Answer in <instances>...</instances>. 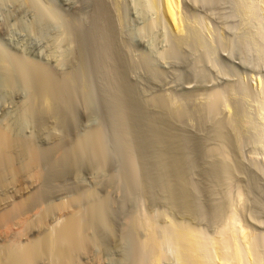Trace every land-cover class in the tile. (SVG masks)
I'll use <instances>...</instances> for the list:
<instances>
[{"label": "rangeland", "instance_id": "1", "mask_svg": "<svg viewBox=\"0 0 264 264\" xmlns=\"http://www.w3.org/2000/svg\"><path fill=\"white\" fill-rule=\"evenodd\" d=\"M99 2L100 4L102 2L101 5H105L104 7L107 9L104 24L98 18ZM157 2L154 0H0V127L2 128L10 123V127L15 128L11 132L15 138L21 137V139H25L26 141L31 140L29 143L33 141L31 144L36 145L40 150L46 153L51 152V154L48 153L44 158L45 165H42V170L49 177V179L46 177L44 182L48 180L49 182L46 183H50L48 185L43 184L49 187H47L48 192H46V187H42L44 191L46 190L45 194L48 196L45 197L46 201H56V203H59L63 199L66 201L70 200L74 195L78 196V193H82V191L86 192L88 190V193L91 190H95L93 193H97L96 198H101L96 201L102 200L103 202L107 199L105 200V205L107 201L110 202L106 209V215L109 213L106 220L107 222L109 221L110 228H107L108 225H106V230H104L103 226L97 227L99 230L96 228L99 238L97 240L100 243L103 240L99 245H102L103 247L101 246V248L104 249L101 251L99 245L97 248H99L101 253L103 252L102 259L106 260V262L115 264L113 262L123 257L122 252L130 245L128 243L132 240L130 239L131 235L137 237L134 239H143L145 237V230H140L136 234L130 232L131 235L129 236L128 234L129 240L123 239L126 241L127 247L121 243L120 240L124 237L123 235L129 233L124 230H128V220L132 216L142 219L147 214L146 216L149 215L156 225L158 224V227L167 225L171 220L189 223L193 227H197V229L204 230V233L207 232L208 235H214L223 225L227 215L229 216L231 213L241 215V218L239 217L242 219L241 222L243 221L242 223L249 228L250 232L253 231L251 232L252 234L255 235L256 233L255 238L256 240L258 239V244L261 245L259 246V250H261L263 262L264 1L181 0L180 16L182 21L184 20L183 23H187L186 25L183 24L184 29L187 27L185 34L187 32L188 35L184 34L187 38H184L179 33L177 34L178 31L167 23L164 13L162 14V8L159 6L160 1L158 2L159 4ZM47 6L50 7L48 8ZM42 9L47 10L44 13L52 14L54 12L56 15L54 16L57 18L56 21L59 20V24L56 21L53 24V21L49 19L47 23L46 15L44 17L46 18V22L42 19L43 17L40 18ZM67 20L69 21L67 22ZM94 22H97L96 25ZM100 26L104 30L106 29L105 33L109 37L106 34L105 36L103 35L104 37L99 36L104 34ZM99 29L100 31H98ZM43 32H45L44 36ZM68 32H70L69 35ZM98 36L103 38L99 41ZM180 36L181 39L179 38ZM50 37H52L51 40ZM104 38L108 39L105 40ZM105 41L108 42L106 43ZM112 41V47L114 46V48L111 51L113 52L110 53L112 55H109V59H107L104 50L107 44ZM197 44L200 45L198 46ZM100 46L104 48L102 47V49ZM97 52L99 54L102 52L101 54L105 56L106 60H103L102 56L98 57L99 54ZM2 55L8 60L10 59V69L13 68L15 70L14 72L13 70L11 71L13 76H9L8 72H6L8 69L3 65L5 64V58ZM62 55L63 57H61ZM59 58L63 59L59 61ZM19 60L23 64L27 62V66L32 63L30 67L42 70L49 69L47 72L52 71L51 73L49 72L50 75H54L55 78L59 77V80L62 75L64 76V74L69 73V70H71L70 75L66 74V76L72 79L75 78L72 77L74 76L71 74L72 71L76 72H72L76 75L82 74L81 76L78 75V79H74L75 82L77 81L74 84L77 85L79 84L78 81H81L80 87L78 86V89L75 91L77 93L75 94L72 91L75 94V99H78H74L75 103H72L75 109H72V106H67L72 109H69L70 111L76 113L74 114L69 111V114L72 116H70L71 118L62 115L69 120L67 119L64 123H62L63 121H59L61 112L63 114V111L68 109H65V106H59V111H56L60 112L61 109L58 120L54 117V114V119H48L52 114H48V117L46 113L40 115L35 110L31 111L33 114L37 112L35 117L32 113H27L28 111L25 108L28 109L29 104L33 103L31 102V92L28 91V83L30 84L31 80L27 73H22L19 67L21 66ZM36 62L37 65H35ZM24 66L26 67V65ZM3 69L6 71H2ZM110 71L114 74L120 72L119 74L123 75L122 78L126 80V84L130 88L132 87L131 89L135 93L133 96L136 98L133 97L135 100H131V105L129 102L127 113L130 114V117H132L131 113L133 112L137 111L139 113L133 119L130 118V131L129 128L127 129L123 126L124 129L122 127L123 124L121 125L117 117L118 115H115V113L117 114V110L114 105V93L112 90L115 89L116 84L114 81H110L111 78L108 75ZM16 72L17 74H14ZM23 74L27 75L25 76L26 78L21 77L24 76ZM260 79L261 81H259ZM83 86L87 89L85 90ZM72 88L74 87L72 86ZM215 93H219L222 99L219 101L220 103H217L212 108L208 103L211 102L212 96ZM76 95H79V97H76ZM167 98L174 104L178 102L176 105H185L183 107H186L191 113L192 111L197 113L194 116H192L194 114L192 113L190 117L186 116V118H182L181 120H171L172 124L167 123L169 125L161 123L160 119H166V115L162 114L163 110L154 105L153 101ZM135 102L137 103L136 105ZM205 104L207 105L205 106ZM138 105H140L139 108ZM141 105H144V107ZM130 108L134 109L131 113ZM140 108H143V111L142 109L138 110ZM30 110H33V108ZM25 111L27 114L24 113ZM67 112L65 113L68 115ZM143 112L144 116H142ZM9 113H12V115ZM28 114L32 115L28 116ZM22 115L24 118L21 117ZM8 116H11L10 120ZM39 116L40 119L38 118ZM56 116L58 117V115ZM159 116L160 118L158 119L157 117ZM20 118H27L28 120H23L24 123H22L23 121ZM117 118L118 120H115ZM154 119L158 120L155 121ZM19 121H22L21 124ZM60 125L61 127H59ZM157 125L165 127V130L173 128V133L179 134V139L181 137L184 139H181L182 141L180 140V143L175 145V151L178 155L186 158L184 176L187 185L190 187L191 199L195 207L191 215L183 214L175 205L171 204L164 188L166 177H164L165 175L161 171V158L159 157L163 149L161 148V142L158 141L159 138L155 137L154 139L153 135V128H156ZM99 127L104 131V140L107 141H104L106 149L110 150H107L109 159H107L108 164L106 166H108L103 168V172L101 171L100 175L96 176L97 172L93 168L91 170V167H89L91 165L88 166L90 164L88 161L85 162V160L83 162L79 158L81 161L76 162L77 159L74 154H70L72 156L68 158L71 159L69 162L68 160H65V162L63 160L64 165L61 164L60 155H64L67 151L69 153V150L73 149V144L74 142L76 143L78 138ZM54 128L56 129L54 130ZM61 129L63 132L60 131ZM126 129L129 133L125 132ZM15 132L17 133L15 134ZM129 134L130 136H128ZM52 135H54L53 138H51ZM57 137L63 141L61 142ZM128 137H131V140ZM123 138L127 139L128 142ZM54 140L58 142H54ZM123 141L124 143H122ZM125 142H132L131 146L138 163L136 164L137 167L139 166L136 171L138 175L131 171L128 164V153L124 149L128 145L126 144L125 146ZM55 143H59L57 144L59 146H54L53 144ZM51 144L54 146L53 148ZM66 147L67 150L65 151ZM55 148L58 150V153ZM118 148H123L124 153L121 149L119 151ZM125 155H127V160ZM52 157H54V161H59L55 162L57 165L60 163L64 167L58 166V174L61 173L53 175L56 180L51 175L54 169L50 168L52 166H48L51 164ZM223 167L228 168V170L226 168L223 169ZM137 178L139 179L137 180ZM87 193L82 194L87 195ZM82 194L81 196H83ZM87 197L83 200L89 202L90 198L89 196ZM91 197L96 199L95 196ZM108 209H110L109 212H107ZM220 211L225 212L221 213ZM220 214L225 215L221 217ZM220 219L222 220L220 221ZM93 231L95 232V230ZM88 233L91 234L92 232L89 231ZM112 234L113 236H111ZM120 246L122 249L124 246L123 251L120 249ZM97 248L87 249V252H84L86 250L80 252L81 255L78 254L77 259L78 263L96 264V261L93 260H96L97 255L101 254L100 251L98 253ZM88 252L91 253L89 254ZM167 252L169 253H167L166 264H177L174 249L168 247ZM106 254L112 255L110 258L107 255L109 260L106 258ZM47 260L50 261L49 259ZM45 263L46 259L39 264ZM116 263L119 264L118 261Z\"/></svg>", "mask_w": 264, "mask_h": 264}, {"label": "bare ground", "instance_id": "2", "mask_svg": "<svg viewBox=\"0 0 264 264\" xmlns=\"http://www.w3.org/2000/svg\"><path fill=\"white\" fill-rule=\"evenodd\" d=\"M28 1H30V0H28ZM154 1L155 2L160 1V4L158 2H157V4H159V6H161L160 8H162L161 10L163 11L162 14L164 13V16L167 20V23L172 25L176 29V31H178L177 34L179 33L180 35L184 36L185 30L187 27L184 29L183 26L186 25L187 23L184 24L183 23L184 20L182 21V18L180 16L181 0H154ZM99 4H100V2H99ZM101 4H102V2H101ZM101 4L98 8L99 14L98 13L97 14L99 16L98 18L100 19V20L99 19L98 20L99 21L102 20V23H103L104 18L107 14V11H106L107 9L104 7L105 5L103 6ZM263 6H264V4H263ZM31 9H32V7H31ZM40 9H41V7H40ZM43 10L44 9H42V14L40 13V15H41L40 18L43 17L42 19H44L45 22H46V18H47V23L50 20V21H53L52 23L54 24V21L57 20L54 12L53 13L51 12L53 14L52 15V14L44 13L45 11L47 12V10H44V11ZM48 12H50V11H48ZM56 13H57V11H56ZM43 14H44V16H42ZM45 15L47 16L46 18H44ZM57 15H58V13H57ZM107 16H109V15H107ZM33 19H35V18H33ZM94 19H96V18H94ZM58 21H56V22L58 23ZM68 21L69 20H67V22ZM49 23L51 24V22H49ZM96 23H95V25H96ZM103 24H102V26L104 27ZM46 26H48V25H46ZM102 26H100V29L103 30L104 34L99 35V36H103V35L105 36V34H106L105 33L106 29L104 30V28ZM70 27L72 28V26H70ZM100 29L98 31H100ZM189 29H191V28H189ZM98 31H96V32L98 33ZM109 31H111V30H109ZM69 33L70 32H68V35H69ZM72 34H73V31H72ZM33 35H34V33H33ZM44 35H45V32H43V36ZM109 35H111V34L109 33ZM185 35H188L187 32ZM106 36H107V34H106ZM33 37H35V36H33ZM103 37H101V38H103ZM107 37H109V36H107ZM185 37L186 36H184V38ZM200 37H202V36H200ZM51 38L52 37H50V40H51ZM67 38H68V36H67ZM101 38L99 37L98 40L100 41ZM179 38L181 39V36ZM184 38H182V39H184ZM45 39H46V37H45ZM107 39H105V40H107ZM110 39H111V36H110ZM190 39H191V37H190ZM68 41H69V39H68ZM112 43H113V41L111 43H108L107 46L105 47V50H104V54L107 56V59H109L108 58L109 55H112L110 53L113 52V51H111V49L114 48V46L112 47ZM204 46H205V44H204ZM22 53H24V52H22ZM54 53H56V52H54ZM54 53H53V56H54ZM58 53L60 54V52H58ZM101 53L100 54L98 53L99 54L98 57L102 56V58L104 60L105 56H103ZM59 54H58V56H59ZM63 54H65V53H63ZM114 54H115V51H114ZM23 56H25V55H23ZM61 57H63V55ZM4 58H5V64H3V65H5V68L8 70L6 71V70H4L5 69L4 68L2 71L8 72V75L11 76L12 75L11 71L13 70V68L10 69L11 68V64L9 61L10 59L8 60V59H6V57H4ZM102 58H101V60H102ZM62 59L59 58V61ZM115 59H117V58H115ZM114 60H113V62H114ZM19 61L21 62V63L19 62V64L21 66H19V65L18 66L21 68L22 73H24V74L27 73V75H29V77H30L29 79L31 80V81L29 80L30 84L28 83L29 87L28 86L27 87H28V91L31 92V95H32V97H31L32 101L31 102H33L32 103L33 105L29 104V108L32 106L31 108H33V110H30L31 108L30 109L25 108L26 111H28L27 113H32L35 110L40 115H44L46 113V115L48 117H49L48 114H52L51 117H49L48 119H54V117H55L58 120L61 109H60V112H56V111H59L58 110L59 106H61V107L65 106V109L68 108L67 106H69V107L72 106L71 108L75 109V108H73L74 104L72 105V103H75L74 101L77 99V98L75 99L74 95L77 93L75 91H76V89H78L77 87L80 85L81 81L80 82L78 81L79 84L77 85V84H74V82H75L74 79L79 77L78 75H80V73L76 75V74H74L76 72L72 71L74 73L71 72V74L74 76H72V75L71 76L73 78L75 77L74 79H72L71 77L66 76V74L70 75L71 70H69V73L64 74V76H66V77H64L62 75L60 77L61 79L59 80V77L55 78L54 75L53 76L50 75V73L52 71H49L50 73L47 72L49 69L45 70L44 67H42L44 69V70H42V69H38L36 67H30V66H32V65H30L32 63L29 62L30 64L28 63L29 65L27 66L26 61H24V62H26V64L25 63L23 64L21 60H19ZM120 61H122V60H120ZM61 63H63V62H61ZM14 65H13V67H14ZM24 65H26V67ZM35 65H37V62ZM62 65H64V64H62ZM103 65H105V64H103ZM75 66H77V65H75ZM60 67H61V65H60ZM111 67H112V65H111ZM122 67H124V66H122ZM98 68H100V67H98ZM107 70H109V69H107ZM14 71L15 70H13V72ZM119 73L116 72L114 74L112 71H110V74L108 73V75L111 78L110 81L112 80L116 84V87L114 89L115 91L112 90V92L114 93V105H115V108L117 110V114L114 111L113 112L115 113V115H118L117 117L119 118L121 125L123 124L122 127L124 126L127 129L129 128V131H130V127H131V119L130 118L133 119V117L139 112H137V111L133 112L134 109L130 108V110H131L130 113L133 112V113H131L132 117H130L129 116L130 114L127 113L129 102L131 105V100L134 99L133 97H135V96H133V95L135 93L131 89L132 87L130 88L126 84V82H125L126 80H124L122 78L123 75L121 76ZM5 74H7V73H5ZM14 74H17V72ZM19 74H21V73H19ZM84 74H85V72H84ZM27 75H24L21 77L26 78L25 76H27ZM3 76H4V74H3ZM15 77H17V76H15ZM12 78H14V77H12ZM86 80H87V78H86ZM259 81H261V79ZM11 83H13V82H11ZM75 83H77V81ZM261 83L263 84V82H261ZM82 84H83V82H82ZM110 84H112V83H110ZM72 86L74 88H72ZM112 86H114V85H112ZM86 89L87 88H85V90ZM11 90H12V88H11ZM72 91L75 92V94H73ZM83 91H84V89H83ZM76 97H79V95L78 96L76 95ZM212 97H213V99L208 104H210V107L214 108L217 105V103H220L219 101L222 99V96L219 93H215V94H213ZM210 99H211V97H210ZM31 102H29V103H31ZM150 103H152V102H150ZM153 103H154V105H157L159 107V109L161 108L163 110V113H162L163 115H166L165 116L166 119H164V118L160 119L161 123L163 122L164 124H167L168 122H169V124H172L171 120H181L182 118H186V116L190 117L192 115V113H194V111H192V113H191V111L187 110L186 107H183L185 105H183V106L176 105L178 102L177 103L175 102L176 104H174L168 98L167 99H156L155 101H153ZM136 104L137 103L135 102V105ZM154 105H152V106H154ZM206 105L207 104H205V106ZM157 106H156V109H157ZM139 107H140V105H138V108ZM142 107H144V105ZM71 108L64 110L65 112L68 111L67 112L68 115L64 111H63V114L61 112V117H60L59 121H63L62 123L67 121L68 118H66V117H70L71 114H69V113L73 112V111H70V110H72ZM141 109L143 111V108H140L138 110H141ZM209 110H210V108H209ZM26 111L24 113H26ZM202 111H203V109H202ZM37 112L36 113L34 112V113L37 114ZM12 113L11 114L9 113V114L12 115ZM73 113L75 114L76 112H73ZM195 113H197V112H195ZM195 113L192 116H194ZM32 114H28V116L32 115ZM35 114H33V115H35ZM159 114H160V112H159ZM56 115H58V117ZM62 115H64V116L66 115V117L64 118V116H62ZM142 116H144V112H143ZM10 117L8 116L9 120H10ZM21 117L24 118L23 115ZM25 117H26V115H25ZM35 117H36V115H35ZM62 117L66 120H64ZM38 118L40 119V116ZM118 118L115 120H118ZM157 118L159 119L160 116ZM158 119H156V120L154 119V120L157 121ZM15 120H16V118H15ZM20 120H22V121L26 120L27 121L28 119L27 118H25V119L20 118ZM112 120H114V119H112ZM24 121L22 123H24ZM233 121H234V119H233ZM2 122H4V121L2 120ZM21 122H20V124H21ZM114 122H116V121H114ZM149 124H150V122H149ZM169 124H167V125H169ZM158 125L156 128H153V132H154L153 135H154V139H155V137L157 139L159 138L158 141L161 142L160 143L162 146L161 148L163 149V151H161V154H159V157L161 158L160 159V162H161L160 166L162 169L161 171H163V174L165 175L164 177H166V180H165L166 185L164 188H165L166 193H167V195L171 201V204L175 205V207L178 208L183 214L191 215L194 212L195 207L192 203L191 194H190V187L187 185V182H186V179L184 176L186 158L182 155H178L175 151V149H176L175 145H178L180 143V140L183 137H181V139H179L180 138L179 134L176 133L177 134L176 135L175 133H173L174 132L173 128L172 129L169 128V129L165 130L166 129L165 127L158 126ZM118 126H119V124H118ZM59 127H61V125ZM116 127H114V128H116ZM151 128H152V125H151ZM12 129L13 128H12V126L10 127V123L7 124V126L5 125L2 128L0 127V264H39V263H42V261L45 259H46L47 264H49V263L50 264H79L78 263L79 261L77 260L78 254H80V252H82L84 250H86L84 252H87V249H89V250H91V248L95 249L98 247V245L100 243L97 240L99 238H98L97 233H96L97 232L96 228L97 227L100 228V226H103L105 228L104 230H106V225H108L107 228H110L109 227L110 223H108L109 221L107 222V220H106L107 216L109 215V213H108V215H106V209H107V205H109L108 203H110V202L107 201V204L105 205V203H106L105 200H107V199L104 200L103 197H102V199L104 200L103 201L104 203L102 202V200L96 201V200H100L101 198L100 199H98V197L96 198L97 193L96 194L93 193L95 190L94 191L91 190L88 193H87L88 190L86 192L82 191V193H87V195L84 194L85 197L82 193H78V196L76 195L77 197L74 195V197H72L70 200L65 199L66 201H64V199H63V201H60L59 203H56V201H54V202L53 201H46L45 197H48V196H47V194H45V191L47 190L48 186H44L43 184L48 185L50 183H48V184L46 183V182H49L48 180H46V182H44L45 181L44 179H46V177H47V179H49V177L44 172V170H42L43 169L42 165L44 164V158L47 156V154L49 152L46 153L43 150H40L39 148H37L36 145L31 144L33 141L31 143H29L31 140L26 141L25 139H21V137L15 138L11 133ZM55 129L56 128H54V130ZM127 129L125 132L128 131ZM13 130H15V128ZM102 130L103 129H101V127H99L98 129H95L89 133H86L81 138H78L77 140L75 139L76 143L75 142H74V144L72 143L73 149H70L69 153L67 151L65 153L63 152L64 155L63 154L60 155V161L62 160L61 164L64 165L65 160L66 161L68 160V162H69L71 159H68V158H70L72 156L70 154H74L75 158L77 159L76 162H79L80 159L83 162L85 160H86L85 162L88 161V163H90V164H88V166L91 165V166H89V167H91V170L94 169V171L97 172L96 176L98 174L100 175V173L103 172V168L108 166V165L106 166V164H108L107 159H109V157H108L109 153L107 154L108 149H106V143L104 142V141H106V140H104V136H103L104 131H102ZM49 131H50V127H49ZM60 131H62V129ZM53 132H55V131H53ZM110 132H111V130H110ZM150 132H151V130H150ZM16 133L17 132H15V134ZM127 133H129V132H127ZM115 135H117V134H115ZM50 136H51V134H50ZM53 136L54 135H52L51 138H53ZM128 136H130V134ZM177 136H179V137H177ZM68 137H69V135H68ZM114 137H116V136H114ZM126 137H127V135H126ZM128 138H130V140H131V137H128ZM57 139H58V137H57ZM123 139L127 141V139H125V138H123ZM32 140H33V138H32ZM47 140H49V139H47ZM58 140H60V139H58ZM72 140H74V139H72ZM182 140H184V139H182ZM56 141L54 140V142H56ZM60 141L62 142L63 140H60ZM120 141H121V139H120ZM185 141H186V139H185ZM116 142H118V141H116ZM122 143H124V141ZM131 143L132 142H130V143L125 142V146H126V144L128 146H126V147L124 146L125 147L124 149H126V151L128 153V162H129L128 164L131 168V171L135 174L137 173L136 175H138V172H136V171H137L139 166L137 167L138 163H137V160L135 159V155H134L135 152L131 146L132 145ZM57 144H59V143H57ZM57 144L55 143L53 145L57 147V146H59ZM53 145H52V148L54 147ZM60 148H62V147H60ZM120 149H119V151H120ZM66 150H67V147H66L65 151ZM46 151H48V150H46ZM108 151H110V150H108ZM122 152L124 153L123 150H122ZM122 152H120V153L122 154ZM57 153H58V150H57ZM44 154H46V155L44 156ZM49 154H51V152ZM53 155H55V154H53ZM48 156H50V155H48ZM62 156H64V157L62 158ZM126 156L127 155H125V158L127 160ZM48 158H50V157H48ZM53 159H54V157H52V159L50 161V163L52 165L47 164L49 167L52 166L50 168L54 169V170L51 169L54 172L50 171L53 173V174H51L52 178L56 174H58V168L61 166L63 167V165H60V163H59L60 166L57 165L55 163L57 160L54 161ZM63 160H64V162H63ZM110 160H111V158H110ZM57 162H59V161H57ZM83 165H84V163H83ZM224 166H226V165H224ZM226 167H223V169H225ZM66 168H67V166H66ZM223 169H221V170H223ZM226 169L228 170V168H226ZM80 170H82V169H80ZM94 171H93V173L95 175ZM136 175H135V177H136ZM105 177H106V174H105ZM80 178H82V177H80ZM138 179L139 178H137V180ZM55 180H56V178H55ZM96 181H97V179H96ZM61 182H62V180H61ZM98 182H100V181H98ZM76 184H79V183H76ZM56 185H59V184H56ZM111 185H113V184H111ZM43 186L46 187L45 191L43 189L44 188ZM52 189H53V187H52ZM46 192H48V190ZM49 194H50V192H49ZM81 194L83 196H81ZM87 196H89V198L92 200L90 201V199H89V202H87L86 200H83L84 198H88ZM91 196H95L96 199H94V197H91ZM85 201H86V203H85ZM216 209H218V208H216ZM223 209L225 210V208H223ZM109 210L110 209H108L107 212H109ZM222 212L224 213L225 211H222ZM228 214H230V213H228ZM146 215H145V217L143 216L144 218H142V219L132 216V218H130V220H128V226H129L128 230L129 231L128 230H124V231H127L129 233L126 232L127 235L126 234L123 235V233H122V235L124 237L120 235L123 238L120 237L122 240L119 239L121 241V243L123 245H125V247H127L126 246L127 243L125 244L126 241H124V240H129L128 237L131 235L130 232L136 234L137 232H140V230H145L146 235L143 239L142 238L141 239H139V238L134 239L137 237L131 235L130 239H132V240L129 241L130 243H128V245L129 244L130 245L128 246V248H126L125 251H123L124 246L122 249V247H121L122 245L120 243V245H121L120 249L123 251L122 253L124 255L122 254L123 257L120 258V260H117L119 262V264H166V260L168 257L167 253H169V252H167L168 247H172L174 249V251H175L174 254L176 257L177 264H263V262H264V261L262 262V255H261L262 253L260 252L261 250H259L260 249L259 246H261V245L258 244V241H257L258 239L256 240V238H255L256 233L254 235L251 233L253 231H251V232L249 231V228H247L244 225V223H242L243 221L241 222V220H242V219H240L241 215L239 216L237 213H233V214L231 213L229 216L227 215L226 218L224 217L225 220L223 222V225L219 228L217 233H215L214 235H211V234L208 235L207 232L204 233V230L197 229V227L195 228L189 223L178 222V221H174V220H171V222L165 226L162 225L163 227H160V226L158 227V224L156 225V223L153 221V219L149 215L148 216H146ZM220 215L222 217L225 214H223V215L220 214ZM216 218H217V216H216ZM221 220L222 219H220V221ZM106 222H107V224H106ZM219 223H222V222H219ZM218 225L220 226V224H218ZM93 230H95V232ZM89 231L92 233L91 234L88 233ZM93 232H94V234H93ZM128 234H129V236H128ZM98 235H100V234L98 233ZM101 235H102V233H101ZM104 236H105V234H104ZM111 236H113V234ZM102 241H101V243H102ZM101 246L99 245V248L102 251L104 248L102 249ZM99 248H97L98 253L100 251ZM101 251H100V253H101ZM104 252H106V251H104ZM94 253H96V252H94ZM102 253L97 255L96 260H93V261H96V264H108L109 263V262H106V260L102 259L103 258ZM107 255L108 254H106V258H107ZM111 256H109V258ZM109 258H107V259L109 260ZM47 259H49L51 262L48 261ZM117 259H118V257H117ZM112 260L115 261L114 259H112ZM116 262H113V263L118 264ZM80 264H82V263H80ZM109 264H111V263H109Z\"/></svg>", "mask_w": 264, "mask_h": 264}]
</instances>
